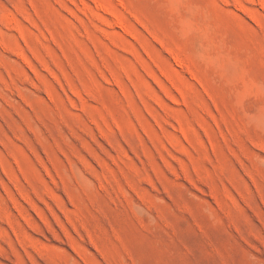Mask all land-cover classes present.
Wrapping results in <instances>:
<instances>
[{
	"label": "rangeland",
	"instance_id": "374dc122",
	"mask_svg": "<svg viewBox=\"0 0 264 264\" xmlns=\"http://www.w3.org/2000/svg\"><path fill=\"white\" fill-rule=\"evenodd\" d=\"M0 264H264V0H0Z\"/></svg>",
	"mask_w": 264,
	"mask_h": 264
}]
</instances>
